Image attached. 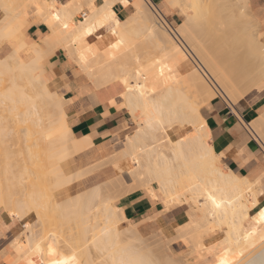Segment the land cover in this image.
Masks as SVG:
<instances>
[{"label":"bare ground","instance_id":"obj_1","mask_svg":"<svg viewBox=\"0 0 264 264\" xmlns=\"http://www.w3.org/2000/svg\"><path fill=\"white\" fill-rule=\"evenodd\" d=\"M116 4L131 7L133 13L119 19L113 11ZM87 7L89 11L83 14ZM0 9V46L11 49V53L0 58V212L14 223L9 210L19 213L30 206L32 211L18 215L15 222H36L38 228L34 230V223L32 227H22L23 231L14 236L9 230L13 224H0L7 229L0 247L6 251L9 264H18L23 259L27 264L37 260L40 264H49L52 259L68 260L70 264H162L159 250H152L146 238L126 219L123 210L112 203L120 195H111L112 198L109 195L117 194L116 189L120 187L121 195L144 191L152 201H158L160 196L162 204H191L199 214V224L184 231L178 224L167 226L158 220L157 235L164 231L186 234L181 241L194 248L196 258L216 253L215 264H219L228 255L237 257L244 249L257 248L243 264L264 258V225L256 223L258 212L264 206L250 214L256 209L261 192L256 194L255 183L222 165V156L210 144V132L202 115V109L215 99L220 98L233 107L264 82V45L259 40L262 34L258 37L251 31L256 21L248 18V0H163L157 6L149 0H69L65 3L0 0ZM29 9L49 31L39 44L20 38L29 25ZM166 11L179 13L183 22L175 27L169 25L164 18ZM220 12L227 17L220 24H240L243 45L191 44L193 29L200 24H215ZM137 31L138 36L134 34L137 39L141 32L153 42L162 61L169 65L170 71L165 75L170 73L165 76V82H160L152 62L136 63L137 68L133 64L130 69L132 63L130 66L128 60L123 99L137 128L132 135L125 134L123 141L112 140L113 155L104 162L133 168L122 171L115 180L72 196L68 187L88 176L89 171L78 170L69 154L84 153L91 142L89 138L78 140L72 135L64 100L49 88L51 77L46 70L45 56L62 51L92 84L106 69L122 61L126 64L127 59L121 54L124 52L128 58L124 48ZM139 42L137 45L142 49ZM114 44L117 47H112ZM240 48L242 56L234 57ZM145 76L147 82L139 86L137 83L145 80ZM51 108L58 110L57 120ZM246 125L264 152V112ZM95 164L100 168V163ZM154 186L159 195L154 192ZM209 194L220 207L212 203ZM52 196L54 202L49 203ZM36 216L41 227L35 221ZM71 217L77 224L71 223ZM245 221H250L251 227H244ZM67 223L81 229H75L79 234L72 236L75 239L70 236L62 239L61 229L68 227ZM46 227L53 228V233L58 229L60 233L48 232ZM215 228L224 229L223 236L217 239L220 247L217 252L201 240L202 230L209 233ZM254 229L255 235L248 236ZM37 244L40 252L36 251ZM49 245L54 248L55 256L48 255ZM163 262L170 264L168 260Z\"/></svg>","mask_w":264,"mask_h":264},{"label":"crops","instance_id":"obj_2","mask_svg":"<svg viewBox=\"0 0 264 264\" xmlns=\"http://www.w3.org/2000/svg\"><path fill=\"white\" fill-rule=\"evenodd\" d=\"M55 1L65 3L69 0ZM149 1L157 6L163 0ZM248 8L253 17L257 18L256 21L259 23L260 32L263 34L262 41L264 44V0H248ZM113 11L116 12L115 14L119 19H125L133 12V9L116 4ZM165 13L164 18L169 25L180 24L181 18L177 13L169 14L167 11ZM28 18L29 25L24 31L23 38L26 37L29 41L33 40L32 42L39 44L41 38L49 31H47L46 25L35 17ZM54 53L46 61V70L51 76L49 88L61 95L64 101H69L65 102L64 110L72 135L78 140L89 138L91 142V147L88 150L74 158L76 168L80 171L82 169L91 171L83 179L89 182L117 177L121 173L117 171L122 166L119 163L106 164L105 162H108L106 159L113 155L112 140L117 138L121 141L133 126L129 113L120 106L122 88L117 83L101 89L94 88L77 71L76 67L73 66L74 64L62 51L58 50ZM111 101L114 102V105L111 104ZM263 111L264 86L255 89L233 107L228 106L221 99H215L202 110V115L206 119L210 132V144L214 151L222 156V165L255 183L254 187L261 193L264 192V153L252 138L246 124ZM102 162L104 163L102 164ZM95 163H100V168L99 164ZM95 165L96 167H94ZM95 168L98 171H95ZM261 193L258 196V205L255 210L250 212L251 214L264 206V195ZM118 206L139 233L151 229L160 231L158 220H162L167 226L173 224L183 226L185 222V214L181 207L164 210L161 202L152 201L144 191H136L126 195L119 200ZM0 224L10 225L2 218H0ZM249 225L250 221H246L245 226ZM9 230L11 234L12 227ZM6 234L7 229L2 225L0 227V241ZM213 240L209 238L203 243L210 246L211 242H215ZM181 249L178 253L184 251ZM1 251L0 264H9L6 253ZM209 259L210 257L202 258L199 263L210 264L211 260ZM191 262L192 256L190 255ZM18 264L27 263L22 261Z\"/></svg>","mask_w":264,"mask_h":264},{"label":"rangeland","instance_id":"obj_3","mask_svg":"<svg viewBox=\"0 0 264 264\" xmlns=\"http://www.w3.org/2000/svg\"><path fill=\"white\" fill-rule=\"evenodd\" d=\"M98 2H100V0H98ZM88 9V10H87ZM1 10V9H0ZM89 11V8L87 7L86 9H85V11L83 12V14H86V12H88ZM1 12V11H0ZM3 12V11H2ZM133 13V12H132ZM131 13V14H132ZM177 13V12H176ZM27 14V13H26ZM179 16H180V18H181V21L179 22V23H182L183 22V20H184V18L179 14V13H177ZM2 15V13H0V16ZM248 15H250V17L248 16V18H253L255 21H256V19L253 17V15L249 12L248 13ZM129 16V15H128ZM127 16V17H128ZM28 17H35V15L33 14V12H32V10L31 9H29L28 10ZM23 19L25 18L24 16L22 17ZM36 18V17H35ZM226 14L224 13V12H220L219 14H218V16H216V21L214 22L215 24H213V23H211V24H213V25H205V24H200V25H197V27H195L194 29H193V32H192V38H193V40H191V44H192V42L194 43L193 45H202V44H204V45H243L242 44V42H244V39H243V33H241V31H242V29H240V24H237L236 26H228V24L227 25H223V24H220V23H222V21H225L226 20ZM80 19V17H78V18H76V20H79ZM221 21V22H220ZM257 22V21H256ZM256 22H254L253 21V23H252V29H251V31L253 32V33H256L255 34V36L257 35L258 37H259V35L260 34H262L261 32H260V29L258 28L259 27V25L256 23ZM0 23H1V21H0ZM175 27V26H174ZM239 27V28H238ZM242 27V26H241ZM196 28H198V30L196 29ZM199 28H200V31H199ZM237 28H238V30H240V31H237ZM208 29V30H207ZM212 29V30H211ZM210 30V31H209ZM213 30H215V33H214V31ZM196 33H195V32ZM208 33H207V32ZM218 31V32H217ZM251 32V33H252ZM136 33H138V31L137 32H135V33H133L132 35H131V38H130V42L128 43V47H126V48H124V50H125V54L126 53H128V55H127V57L128 58H126L125 57V55H123V53L121 54L120 52L118 53V55H122L125 59H127V61H126V64H124V63H122L121 62V60L119 59V61L121 62V63H119L118 65H116V66H114V67H110V68H108V69H106L104 72H103V74L102 75H100V76H98V77H96V81L94 82V83H92L91 85L94 87V88H96V89H101V88H105V87H107V86H109V85H113V84H118L121 88H123V86H124V84L126 83V81H127V78H128V73H127V70H128V65H127V63H129V61H131L130 62V66H131V63H132V66L131 67H129L130 69L131 68H133L134 66H133V64H135V68L134 69H136L137 68V66L139 65V64H141V65H144L146 62V60H147V63H148V61L149 62H152L153 63V66H152V68L154 69V70H156L157 71V73H158V75H159V77H160V82H165V76L168 74V73H170V72H168L166 75H165V73L167 72V71H170V69L168 70V63L166 62V61H162V56H161V54L159 53V51L156 49V47H155V45L153 44V42L151 41V40H149L146 36H145V34L144 33H141V34H143L144 36H140V33H139V38L140 39H137L138 37H135V35H137ZM206 33V34H205ZM218 33H221V34H218ZM239 33H241L240 35H239ZM253 33H252V35H253ZM135 34V35H134ZM194 34V35H193ZM242 35V36H241ZM138 36V35H137ZM197 36V37H196ZM203 36H205V38L203 37ZM212 36V37H211ZM215 36V37H214ZM24 36L23 35H21L20 36V38H23ZM203 37V38H202ZM225 37V38H224ZM242 37V39H240V38ZM135 38V39H134ZM209 38V39H208ZM211 38V39H210ZM213 38V39H212ZM262 38H263V34H262V36H260L259 37V40H260V42H261V44L262 45H264L263 44V41H262ZM217 39V40H216ZM219 39V40H218ZM139 41L140 40V46H142L141 48L142 49H140L139 48V46L137 45L138 43H137V41ZM208 40V41H207ZM241 40H243L242 42H241ZM205 41V42H204ZM210 41V42H209ZM213 41V42H212ZM218 43H217V42ZM215 42V43H214ZM221 42V43H220ZM212 43V44H211ZM217 43V44H216ZM244 45H245V43H244ZM146 46H148V49H147V47ZM126 49H127V51H126ZM156 49V50H155ZM123 50V51H124ZM155 51L156 52H158V53H155ZM149 52H150V55H149ZM152 52H154L153 54H152ZM9 53H11V49L8 47V46H6V45H3V46H0V58H3V57H5L6 55H8ZM130 53V54H129ZM53 54V52H49V53H47V55L45 56V59H46V61H47V58L50 56V55H52ZM135 54H136V56H135ZM242 54H243V51H242V49L240 48V50H239V54L237 55V56H234V57H240V56H242ZM131 55V56H130ZM116 56H117V54H116ZM153 56V57H152ZM133 57V58H132ZM140 57H142V59H140ZM138 58V59H137ZM144 58V59H143ZM156 58V59H155ZM160 58V59H159ZM140 59V60H139ZM152 59L154 60V61H152ZM129 60V61H128ZM164 60V59H163ZM143 63H142V62ZM134 62V63H133ZM145 62V63H144ZM136 63L138 64V65H136ZM78 71V70H77ZM79 72V71H78ZM80 73V72H79ZM81 74V73H80ZM51 77V76H50ZM84 77V76H83ZM146 77V79L145 80H142L140 83H137V84H139V86H142L145 82H147V80H148V77L147 76H145ZM173 77V76H172ZM86 79V78H85ZM6 85L8 86L9 85V83H6ZM164 86H165V84H164ZM264 86V82L259 86V88L260 87H263ZM128 90V89H127ZM257 90V89H256ZM124 92H125V90H124ZM124 92H123V90H122V93L120 94V98L122 99V103H121V107H126L125 106V103H124V99H123V94H124ZM62 97V96H61ZM63 99V98H62ZM217 99H220V98H217ZM222 100V99H221ZM223 101V100H222ZM241 101V100H240ZM223 102H225V101H223ZM239 102V101H238ZM237 102V103H238ZM62 103L63 104H65V102L64 101H62ZM62 103H61V105H62ZM228 106H229V103H227V102H225ZM111 104L112 105H114V102L113 101H111ZM55 106V105H54ZM54 106H52V107H54ZM263 106V105H262ZM56 107V106H55ZM54 107V108H55ZM54 108H51V110H52V115H53V118H54V120H57V117H56V112L58 111V110H54ZM57 108V107H56ZM55 108V109H56ZM205 108V107H204ZM203 108V109H204ZM126 109V108H125ZM202 109V110H203ZM264 112V111H263ZM262 114V113H261ZM261 114H259V115H261ZM258 115V116H259ZM257 116V117H258ZM256 117V118H257ZM132 120V119H131ZM254 120V119H253ZM253 120H251V121H253ZM45 121V120H44ZM250 121V122H251ZM136 125L135 124H133V126H132V128L128 131V133H127V135L129 134V135H132L134 132H135V130H136ZM252 136V135H251ZM252 138H253V136H252ZM125 139V137H123L122 139H121V141H123ZM254 139V138H253ZM83 142V141H82ZM259 146V145H258ZM259 148L263 151V149L259 146ZM71 151H72V149H71ZM264 153V152H263ZM76 157V153L75 152H71V154H69V158H70V160L72 161V162H74V158ZM133 168V166H124V167H122L119 171H117V172H122V171H124V170H130V169H132ZM91 173V171H89V173H88V175ZM87 177V176H86ZM85 177V178H86ZM118 177H113V178H110V179H107V180H104V181H98V182H93V181H86V180H81L80 182H73L68 188H69V192H70V194L72 195V196H75V195H78V193H80V192H84V191H86V190H88V189H90V188H92L93 186H95V185H99V184H103V183H106V182H109V181H112V180H115V179H117ZM77 184V185H76ZM77 186V187H76ZM121 188V187H120ZM120 188H118V189H116L115 191H116V193L117 194H110L109 195V197L110 198H112V197H114L113 195H116V197L118 196V195H120V197H117V199H115V200H113L112 201V203L113 204H115L116 206H118V203H119V200L121 199V198H123V197H125L126 195H128V194H130V193H128V194H124V195H121V193H122V191L120 190ZM124 188V187H123ZM154 188V192L157 194V195H159L158 194V192H157V189H156V187L154 186L153 187ZM125 190H127V187H126V189ZM253 190L255 191V193L256 194H258L259 192L257 191V189L253 186ZM36 191H37V189H36ZM40 191V193H41V191H42V189H40L39 190ZM133 192H136V191H133ZM133 192H131V193H133ZM44 193V191H42V194ZM119 193V194H118ZM44 195V194H43ZM111 195H112V197H111ZM44 198H46V196H44ZM109 198V199H110ZM158 201L159 202H162L163 201V199L160 197V196H158ZM51 201H53L54 202V196H52L51 198H50V201H49V203H51ZM163 205V207H164V210H167V209H171V208H177V207H181V209L184 211V214H185V222L183 223V226L182 225H179V227H180V229L181 230H184V231H187V230H189V229H191L192 227H194V226H196L197 224H199V222H201L200 221V217H199V214L197 213V211H196V209L191 205V204H186V205H182V206H179V205H177V204H174V203H169V204H166V203H163L162 204ZM51 213V212H50ZM251 214V213H250ZM52 215H53V212H52ZM35 216V215H34ZM39 217V216H38ZM0 218H2L5 222H7L8 224H13L11 227H12V231H11V234H13L14 236L15 235H17V234H19L20 232H22L23 231V229H22V227H21V224H19V223H17V222H14V223H12L11 222V220L7 217V215L5 214V213H2V212H0ZM32 218H33V215H32ZM36 218H37V216H36ZM75 218V217H74ZM34 219V218H33ZM32 219V220H33ZM70 220H71V223H72V221L74 222V223H76L75 222V220H73L72 219V217L71 218H69ZM81 219V218H80ZM80 219H79V221H80ZM83 219V218H82ZM82 219H81V221H82ZM31 220V221H32ZM41 220V219H40ZM69 220V221H70ZM77 220V219H76ZM35 221H37V223L38 222H40V221H38V218L37 219H35ZM79 221H78V223H79ZM81 221H80V225L81 226H83V224L82 223H84L83 221H82V223H81ZM246 222V221H245ZM245 222L243 223V225L245 226ZM32 223V222H31ZM30 223V224H31ZM35 223V224H34ZM34 223H32L31 225H33L34 226V230H35V225H36V222H34ZM73 223V224H74ZM40 224V227H41V222L39 223ZM66 224V223H65ZM67 224H69V226L66 228H64V227H62L63 229H61V230H63L62 231V235H61V237H62V239H64V238H68V236H70L71 238H73L72 236H74V234H76L77 233V231L75 232V229H77L76 228V225L74 224H72L71 226H70V223H67ZM77 224V223H76ZM250 225H251V222H250ZM2 225H0V227H1ZM53 225H51V227H52ZM78 226V225H77ZM37 227H39V225L37 226ZM39 227V228H40ZM50 227V228H51ZM80 227V226H79ZM246 228H248V227H251V226H245ZM54 228H55V226H54ZM58 228V227H57ZM84 228V227H83ZM36 229H38V228H36ZM48 229V230H47ZM56 229V228H55ZM60 229V228H59ZM79 229V228H78ZM77 229V230H78ZM46 230L49 232V230H50V232H51V230H52V232L51 233H53V228H51V229H49V227H46ZM45 230V231H46ZM81 229H79V231H80ZM199 231H201V229H198ZM39 231H41L40 229H39ZM158 231L159 230H157V229H151V230H148L147 232H140V235H141V237L143 238V239H145L149 244H150V247H151V249L152 250H154V251H156V250H159V252L157 253V254H159L158 255V258L159 259H161V262L160 263H162V264H164V262L163 261H165L166 262V260H168L169 262L168 263H172V264H200L199 262H200V260L202 259V258H204L205 259V257H210V259L209 260H211L210 261V264H215V261H216V258H217V254L216 253H211V254H208V255H206V256H204V257H198V258H196L195 257V255H194V248L190 245V244H184V243H182V241H181V238L183 237V236H185L186 234H177V235H173L172 234V232L171 231H164V233L162 234V235H157V233H158ZM202 231H204L203 233H202ZM201 231V234H202V236H201V240H202V242L204 241V240H208L209 238H212V239H214L213 241H215V242H211L210 243V246H212V247H214V248H216L215 249V252H217V250H219V248L220 247H217L218 246V241H217V239H220L221 238V236H223V231H224V229H217V228H215V230H214V232H209V233H205V230H202ZM47 232V233H48ZM57 233H53V234H58V232L60 233V231L57 229V231H56ZM64 232V233H63ZM50 233V234H51ZM80 233V232H79ZM50 234H48V235H50ZM153 234H154V236H153ZM156 234V235H155ZM79 235V234H78ZM77 234L75 235L76 237L78 236ZM59 236V235H58ZM89 236H90V234H89ZM148 236H150V238L148 237ZM60 237V236H59ZM61 237H60V239H61ZM76 237H74L73 239H75ZM61 239V240H62ZM150 239V240H149ZM145 241V242H146ZM213 243H215V244H213ZM180 248H182L184 251L182 252V253H178V251L180 252ZM181 249V250H182ZM258 249L259 248H257V249H255V250H249V249H244L243 250V252L239 255V256H237V257H234V256H231V255H228L227 256V260L230 262V264H243L244 262H246L247 260H249L257 251H258ZM2 250V251H1ZM0 251L1 252H5L6 253V251L3 249V248H1L0 247ZM63 251V250H62ZM93 250H91V252H92ZM94 252V254H95V251H93ZM92 252V253H93ZM92 255V254H91ZM190 255L192 256V262L190 263ZM92 257V256H91ZM171 259L172 261H170L169 259ZM93 259H95V258H93ZM166 259V260H165ZM26 259H23V261H25ZM20 262H22V261H20ZM34 264H40V262L37 260V261H35V263Z\"/></svg>","mask_w":264,"mask_h":264},{"label":"snow or ice","instance_id":"obj_4","mask_svg":"<svg viewBox=\"0 0 264 264\" xmlns=\"http://www.w3.org/2000/svg\"><path fill=\"white\" fill-rule=\"evenodd\" d=\"M65 27H67V25H65ZM89 34H90V32H89ZM113 35H115V32H113ZM112 47H117V45L114 44V45H112ZM83 59H84V57L82 56L81 60H83ZM261 195H264V192H262ZM208 198L212 201V203L216 207H220V205L217 203V201L215 200V198L211 194H209ZM27 211H32V208L30 206L26 207V208L22 209L19 213L9 210V215L12 216L13 222H15V220L18 217V215L19 216H23L24 213L27 212ZM36 213H37V216L40 215V208L39 207L36 208ZM256 223L259 224V225H264V209H260L259 210L258 216L256 218ZM37 226H38V224H37ZM21 227L29 228V227H32V225L30 223H23V224H21ZM255 231L256 230L254 229L253 232L248 234V236L255 235ZM248 236H245L244 238L248 239ZM8 239H11V237H8ZM40 250H41L40 249V245L37 244L36 251L40 252ZM55 254L56 253H55L54 248L52 247V245H49L48 246V255L49 256H55ZM28 264H34V262L33 261H29ZM49 264H70V262L68 260H64V259H59V260L58 259H52L51 261H49ZM219 264H230V262L226 258H221L219 260ZM248 264H264V258H261L259 260L249 261Z\"/></svg>","mask_w":264,"mask_h":264}]
</instances>
